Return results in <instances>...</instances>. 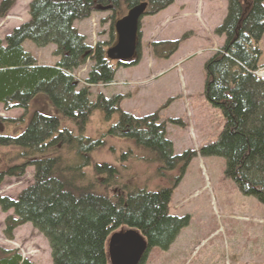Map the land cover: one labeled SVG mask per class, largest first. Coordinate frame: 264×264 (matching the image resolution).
I'll use <instances>...</instances> for the list:
<instances>
[{
  "label": "trees",
  "instance_id": "1",
  "mask_svg": "<svg viewBox=\"0 0 264 264\" xmlns=\"http://www.w3.org/2000/svg\"><path fill=\"white\" fill-rule=\"evenodd\" d=\"M16 0L0 3V18ZM174 0H30L29 21L0 40V105L19 109L16 119L0 118V154L5 178L33 168V180L17 197L0 199V210L13 216L4 220V237L29 224L47 242L51 264H109L105 245L120 229H134L151 249L166 251L189 217L169 215L175 186L194 152L175 156L157 113L132 116L120 109L122 96L91 100L90 87H108L116 70L136 66L140 56L114 66L105 50L114 42L113 23L128 10L146 4L142 17L165 10ZM264 0H227L226 15L215 30L224 42L204 63L203 96L221 113L224 127L215 142L201 147L203 158L224 161L223 174L243 197L264 205V80L256 77L264 32ZM94 11H110L107 42L93 47L74 29L75 21ZM53 46L54 65H39L22 44ZM177 42L150 44L156 60H166ZM90 62L80 81L74 73ZM42 99V103L38 102ZM41 103L32 108L33 102ZM105 121H117L107 136L130 140L147 159L158 164V174L177 170L169 187L148 191L124 179L123 168L92 163L102 141L84 134L92 112ZM66 123L67 125H65ZM177 121L171 124L176 125ZM12 132L6 135L5 132ZM76 131V133H75ZM7 150L6 152H1ZM127 156L122 155L124 161ZM145 260V259H144ZM144 260L140 264H144ZM0 264H34L16 250L0 248Z\"/></svg>",
  "mask_w": 264,
  "mask_h": 264
},
{
  "label": "rangeland",
  "instance_id": "2",
  "mask_svg": "<svg viewBox=\"0 0 264 264\" xmlns=\"http://www.w3.org/2000/svg\"><path fill=\"white\" fill-rule=\"evenodd\" d=\"M29 3L30 0H16L0 18L1 41L29 21ZM226 10L227 0H174L160 13L143 17L139 64L119 68L122 70L117 73L116 81L108 87L89 88L92 101L98 94L104 98L122 96L120 109L129 115L157 113L173 155L195 153L175 186L168 206L170 216H188V225L179 231L166 251L151 249L144 264H264V205L243 197L234 183L225 178L222 159L203 158L198 154L201 147L217 140L224 127L221 113L211 108L203 96V67L222 46L224 38L217 36L215 30L224 20ZM112 20L110 11H94L89 18L75 21L73 27L93 47L108 41ZM156 42H177V48L166 60H156L150 50V44ZM259 45L261 55L255 75L262 79L264 32ZM22 47L39 65L51 66L57 61L53 46L39 49L25 41ZM173 64L176 66L171 70ZM89 65L87 61L74 73L79 81L85 78ZM161 71L159 77H153ZM38 102L42 103V99ZM38 102L34 101L32 108H39ZM21 115L19 109L5 111L0 105L2 119H16ZM116 121V116L105 121L98 111L89 116L85 136L102 141L91 156L92 163L123 168L122 174L129 184L148 191L169 187L177 170L158 174V164L146 161L147 157L130 140L107 136ZM172 121H177L176 125ZM5 133L12 135L11 131ZM122 155L127 156L124 161ZM1 157L0 154V170L4 168ZM32 180V167H27L21 176L5 178L0 184V199L14 200ZM8 216H13L11 211L0 210V248L16 250L22 258L35 264H51L46 240L31 225L17 227L11 240L4 237V220Z\"/></svg>",
  "mask_w": 264,
  "mask_h": 264
},
{
  "label": "water",
  "instance_id": "3",
  "mask_svg": "<svg viewBox=\"0 0 264 264\" xmlns=\"http://www.w3.org/2000/svg\"><path fill=\"white\" fill-rule=\"evenodd\" d=\"M146 4L132 7L125 16L113 23L115 42L105 51L110 63H129L138 56L140 46V22ZM148 251L147 242L134 229L115 232L107 240L109 264H140Z\"/></svg>",
  "mask_w": 264,
  "mask_h": 264
},
{
  "label": "crops",
  "instance_id": "4",
  "mask_svg": "<svg viewBox=\"0 0 264 264\" xmlns=\"http://www.w3.org/2000/svg\"><path fill=\"white\" fill-rule=\"evenodd\" d=\"M223 42H224V40H223ZM219 48H220V47H219ZM215 53H216V52H215ZM138 64H139V63H138ZM175 66H176V65L173 64V66H172L170 69H171V70L174 69ZM117 70H118V71H117ZM117 70H116V73H115V76H114V81H116L117 73H120L122 69H117ZM161 74H162V71H161V73H158V75H155V76H153V77H154V78H157V77H159ZM113 95H114V94H113ZM110 97H111V96H110ZM172 100H173V99H172ZM121 111H122V109H121ZM155 112H157V111H155ZM124 113H125V112H124ZM152 114H153V113H152ZM185 125H186V124H185ZM34 264H35V263H34Z\"/></svg>",
  "mask_w": 264,
  "mask_h": 264
},
{
  "label": "bare ground",
  "instance_id": "5",
  "mask_svg": "<svg viewBox=\"0 0 264 264\" xmlns=\"http://www.w3.org/2000/svg\"><path fill=\"white\" fill-rule=\"evenodd\" d=\"M264 77V76H263Z\"/></svg>",
  "mask_w": 264,
  "mask_h": 264
},
{
  "label": "flooded vegetation",
  "instance_id": "6",
  "mask_svg": "<svg viewBox=\"0 0 264 264\" xmlns=\"http://www.w3.org/2000/svg\"><path fill=\"white\" fill-rule=\"evenodd\" d=\"M110 47V46H109Z\"/></svg>",
  "mask_w": 264,
  "mask_h": 264
}]
</instances>
